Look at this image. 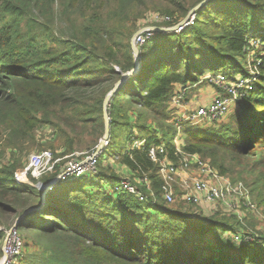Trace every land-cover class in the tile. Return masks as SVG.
Instances as JSON below:
<instances>
[{
  "label": "trees",
  "instance_id": "1",
  "mask_svg": "<svg viewBox=\"0 0 264 264\" xmlns=\"http://www.w3.org/2000/svg\"><path fill=\"white\" fill-rule=\"evenodd\" d=\"M203 1L152 0L150 6L146 0H0V224L5 230L42 205L41 190L14 182L25 156L84 152L85 137L94 138L85 151L99 146L106 130L104 101L136 67L131 42L145 11L167 16L169 22L153 26L170 28ZM262 32L264 0H211L185 32H157L149 39L139 49L137 74L110 99L105 148L115 132L133 128L134 145L119 163L131 179L149 176L156 198L140 202L113 193L125 177L100 162L102 153L95 175L59 182L47 192L43 208L19 225L25 246L20 264H264V222L250 212L240 221L202 210L193 217L181 201L167 205L160 165L149 151L163 146L175 162V140L170 145L162 137L140 139L143 132L157 137L156 124L171 122L176 85L194 89L209 74L247 76L256 55L264 59ZM251 40L259 42L253 55L245 51ZM259 70L255 90L223 123L200 129L183 122L180 137L184 153L214 163L234 183L243 182L264 210V67ZM42 128L53 132L45 144L38 136ZM64 163L42 183L56 179ZM61 183L64 191L57 190ZM242 232L255 240L238 243L235 237ZM5 237L3 230L0 243ZM2 254L0 246V259Z\"/></svg>",
  "mask_w": 264,
  "mask_h": 264
},
{
  "label": "built area",
  "instance_id": "2",
  "mask_svg": "<svg viewBox=\"0 0 264 264\" xmlns=\"http://www.w3.org/2000/svg\"><path fill=\"white\" fill-rule=\"evenodd\" d=\"M195 19L196 13L191 15L183 26H177L174 34H181L191 28ZM166 22H169L167 16L158 12L149 13L140 22L141 28L135 37V46L138 50L157 34L153 25ZM249 47L245 51L253 55L259 48V42L251 40ZM255 58L257 63L249 66L247 76L234 79L224 76L206 77V79L211 80L217 94L209 102L197 105L195 109L190 108L186 101L188 90L182 87L175 88L170 109L176 117L174 122L176 126L180 129L181 123L184 122L204 129L224 121L236 111L239 102L255 90V84L261 74L259 66L264 67V59L261 60L262 55H256ZM177 138L175 139V162L168 159L163 146L152 148L149 151L150 159L160 165L161 198L167 205H174L177 201H181L185 205L204 210H213L214 212L221 210L224 215H234L240 221L244 220L246 212H257L258 207L251 199L250 189L243 182L234 183L228 177L220 174L217 169L211 166L210 162L203 160L198 155L184 153L183 143L177 144ZM141 145L143 144H137V146ZM102 153L103 151L99 150V146L91 151L79 152L64 158H56L51 150L34 152L29 156L28 163L15 173L14 182L17 186L33 185L36 181L39 185L43 184L41 183L42 179L54 175L57 167L65 162L61 172L48 186V191H51L57 185L54 183L68 182L95 175ZM113 193L131 195L140 202H147L156 198L152 191L151 179L147 175L135 179H121L113 187ZM152 202L155 203L156 201ZM21 224L22 222L19 225ZM3 230L4 228L0 227V232ZM5 240L6 244L3 246L0 264H20L24 257L25 246L19 226L15 228L13 226L7 232ZM235 240L238 243H244L253 242L255 239L250 233L243 234L242 232L235 237Z\"/></svg>",
  "mask_w": 264,
  "mask_h": 264
},
{
  "label": "rangeland",
  "instance_id": "3",
  "mask_svg": "<svg viewBox=\"0 0 264 264\" xmlns=\"http://www.w3.org/2000/svg\"><path fill=\"white\" fill-rule=\"evenodd\" d=\"M151 1L152 0H146L148 5L151 4ZM150 6H153V4H151ZM140 9L141 10H146V8L144 7L143 4L140 5ZM150 12L152 13V12H157V11H155V10L145 11V14L148 15ZM255 24H257V22ZM262 36H264V33H263ZM209 76L211 78H215L211 74L206 75V76L202 77V80H201L202 82L200 83V85L197 88L193 89L192 95H194L196 93L195 96L199 97L198 95L200 94V97L198 98L199 101H201L204 97H208V96L211 95V94L208 93L209 90H211V91L214 90L215 91V89H216L213 86V84H211L212 83L211 80L206 79V77H209ZM189 96H190V92L187 91L186 99H188ZM201 102L203 103V101H201ZM170 105H171V102H170ZM175 119H176V117L172 114L171 122L170 121L169 122L162 121L159 124H156V127H157V129L159 131L157 137L151 132H143L141 134V136H140V139L148 140V139H154V138H159V137L161 138L162 137L161 138L162 142H164L165 144L172 145L174 143L175 136L178 135V138H177L176 142H177V144H180L181 137L183 136L184 131H183V128H182L181 131L178 130L172 124V123L175 122ZM221 123H223V121H221L219 123H216V124L218 125V124H221ZM138 133H139V131H138ZM52 134H53V132L49 128H42V129H40L38 131V136L40 137L39 140L41 141L42 144H45L46 141L49 142L52 139ZM133 135H134V129L131 128V127L128 128L126 131H123V132H119V131L115 132V134L111 138V141H112L111 146L108 147V148H105V150L103 152V155L101 156L100 162H102V164H104L107 167H112V169L114 170V173H116L119 177L130 178V176L127 175L126 168H124L119 163V160L128 150L132 149V146L134 145L133 144L134 141H132ZM93 140H94L93 137H85V139L83 140V143H82V148H83L82 150L85 151V150L89 149L90 147H92L93 145H91V144L93 143ZM32 153H34V152H32ZM76 153H79V152H75L74 155ZM30 155L25 156V159H24V164L25 165L28 163V158H29ZM116 158H118V159H116ZM212 165L215 167L214 163H212ZM36 182L33 185L37 189H39L40 185L38 183H36ZM233 182H236V181H233ZM41 183H42V181H41ZM65 185H66V183L59 184L57 186V190L58 191H64L65 190ZM176 190H177V188H176ZM187 207H188L187 208L188 212H190L192 214H195L193 217H196V212L195 211H198V210L199 211L202 210L207 215H211V212H214L213 210L212 211L204 210V209L193 207V206H190V205H187ZM204 207H207V206H204ZM257 207H258L257 212H253L254 216H255V220L258 221V222L260 221V223H263L264 222V210L262 208H260V206H258V205H257ZM216 212H221V210H218ZM16 221H17V219L15 220L14 224L11 227L7 228V230L4 229L6 235H7V232L10 231L11 228L15 225ZM0 227H3V226H1V224H0ZM21 228L22 227H19L20 233H21V230H22ZM1 243H2V245H1ZM1 243H0V246H1V250L3 251V245L5 243V238L2 240Z\"/></svg>",
  "mask_w": 264,
  "mask_h": 264
},
{
  "label": "water",
  "instance_id": "4",
  "mask_svg": "<svg viewBox=\"0 0 264 264\" xmlns=\"http://www.w3.org/2000/svg\"><path fill=\"white\" fill-rule=\"evenodd\" d=\"M209 1H211V0H205L202 3H200L197 7H195L193 10H191L189 12V14L187 15V17L185 19H183V21H181L178 25H176L174 27H170V28L153 27V28L158 33L172 34V33H174V31L177 28V26H183L184 23H186L189 20V18L191 17V15H193L197 11H199ZM137 33L134 35V37L132 39V42H131V46H132V49H133V54H134V57H135V65H136V67L132 71H130V72L125 73V74L122 75V79L116 84L115 88L107 95V97H106V99L104 101L103 109H104V120H105V123H106V128H105L106 130H105L104 137H103V139L101 140V142L99 144V150L100 151H103L105 149V147L108 144L109 139H110V118H109V114H108V107H109L110 99L117 93V91L119 89H121L123 87L124 83L126 82V80L128 78H130L131 76L136 75L137 72H138V67H139V64H140L139 63L140 62V54H139L138 48L135 46V37H136ZM58 183H54V185L55 184H58ZM49 184L50 183L45 184V185L44 184H40V186H39V189L42 191V196H41V204L42 205L40 207H38V208H30L27 211H25L20 217L17 218V221H16V223L14 225V228L15 227H18L19 224L25 219V217L28 214L35 213V212H39L43 208L44 199H45V196L47 195V192L49 190V187H48ZM5 244H6V240H5L4 245Z\"/></svg>",
  "mask_w": 264,
  "mask_h": 264
},
{
  "label": "crops",
  "instance_id": "5",
  "mask_svg": "<svg viewBox=\"0 0 264 264\" xmlns=\"http://www.w3.org/2000/svg\"><path fill=\"white\" fill-rule=\"evenodd\" d=\"M172 34H174V33H172ZM237 78V77H236ZM179 87H181V86H177L176 85V89H178ZM185 89H187L189 92H190V96H189V98L188 99H186V101H187V103H188V106L190 107V108H193V109H195L196 107H197V105H201V104H204V103H207V102H209V100H211L214 96L213 95H215V94H217V90L215 89V91L213 92V91H211V90H209L208 91V93L209 94H211L210 96H208V97H204L201 101H203V103L201 102V101H199L198 100V98L200 97V94L198 95L199 97H197V96H195L196 95V93L194 94V95H192V92H193V89H191V88H185ZM192 90V91H191ZM198 100V101H197Z\"/></svg>",
  "mask_w": 264,
  "mask_h": 264
}]
</instances>
